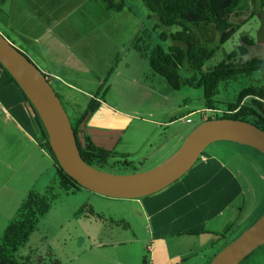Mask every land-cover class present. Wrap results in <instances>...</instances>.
<instances>
[{
	"label": "rangeland",
	"instance_id": "374dc122",
	"mask_svg": "<svg viewBox=\"0 0 264 264\" xmlns=\"http://www.w3.org/2000/svg\"><path fill=\"white\" fill-rule=\"evenodd\" d=\"M124 4L122 11L115 12L107 11L101 0L0 2V34L40 70L43 67L40 66L39 58L41 56L48 58L47 55L54 52L56 55L49 60L58 65L52 64L56 67V73L60 70L59 75L65 80L71 79L70 74L78 78L75 84L79 85L81 92H75V97L79 106L94 95V85L104 82L103 87L107 88L104 100L117 105L118 113L129 120L119 147L128 151L131 156L128 159L134 162L136 171L121 168L105 170L120 175L140 173L157 165L159 159L162 160L158 156V150L163 145H168L171 142L169 140L176 136H187L194 126L200 123V110L203 108L202 90L183 87L173 91L163 78L150 70L147 61L132 50L130 42L133 37L144 26L151 27L156 19L148 17L149 12L136 0H124ZM165 30L174 31L175 28ZM195 33L198 40L212 48L218 47L213 57L205 63L204 69L215 66L228 53L236 50L243 35L251 38L254 43L245 58L264 60L262 11L240 26L222 44L218 43V35L211 30L199 28ZM72 45L78 48L80 59L86 64H83L82 68H76L74 65L73 60L77 56L73 49L69 55L64 52L66 47ZM59 50L63 53L62 58ZM257 80L256 74L239 78L228 87V92L231 97L235 96L236 90ZM50 84L63 98L62 93L65 91L62 88L65 87L55 79H51ZM63 104L68 116L72 117L64 98ZM0 122V207L3 205V208L7 209L8 204L5 206V203L10 202L11 195L15 199L16 194L12 192L22 188L25 176L23 165L20 164L19 168L13 170L16 164L12 158L15 156L20 162L27 147L19 141V135L13 127H7L1 120ZM147 137H150L148 145L144 141ZM238 146L240 145L232 142H215L203 152L218 156L225 148H229L225 150L230 158L229 165L236 168L238 176L245 179L241 180V188L246 189V193L237 196L228 208L232 210L230 218H238L234 227L232 225L227 228L232 227L227 234V237H230L228 243L253 225L264 212L262 205L264 198L261 196L264 176L262 179L259 177L261 174L264 175L262 169L264 159L257 152L244 146H240L239 150L242 148L252 152L255 157L234 154ZM137 151L140 156L156 153L157 156L141 162L138 155L134 154ZM248 183L247 190L245 184ZM87 192L83 190L74 195L64 194L56 188L54 192L56 198L51 203L48 213L40 220L37 230L20 252L23 254L27 248L40 246L41 241L46 240L56 249V254L63 264H121L123 259L131 264L150 262L160 264L165 260L166 255H169L165 248H158L160 253L155 254V257L150 254L152 245L156 244V237L152 239L144 219L135 211L138 206L135 199H112ZM65 207L67 211L85 207L84 214L82 216L77 214L79 219L76 220L72 217L64 222L63 217L60 221L61 215L66 212ZM90 211L102 219L90 216ZM120 218L128 221V225L122 221L126 227L120 223L118 225ZM2 227L3 223L0 221V237ZM206 230L218 235L223 232V224L213 220L207 223ZM208 238L209 243L214 239ZM196 244V240L193 239L182 241L180 247L172 246L173 251L170 253H180L185 255L184 257H189V261L195 260L196 256L200 257V253L196 254L200 249V247L197 249ZM193 245L194 247L190 249ZM206 248L207 253L212 249L210 245ZM179 260L181 258L174 260V264ZM196 262L197 260L193 264Z\"/></svg>",
	"mask_w": 264,
	"mask_h": 264
},
{
	"label": "trees",
	"instance_id": "16d2710c",
	"mask_svg": "<svg viewBox=\"0 0 264 264\" xmlns=\"http://www.w3.org/2000/svg\"><path fill=\"white\" fill-rule=\"evenodd\" d=\"M4 1L6 0H0ZM101 1L107 11L119 12L125 7L124 0ZM136 1L149 12L148 17L152 16L156 21L151 27L144 26L133 37L130 42L132 50L145 59L150 70L163 78L173 91L183 87L202 90L204 110L200 116V123L210 119H231L249 122L264 131V60L245 58L249 48L254 45L252 39L246 35L241 36L236 50L228 53L215 66L204 69L205 63L213 57L218 47L212 48L198 40L195 33L199 28L211 30L218 35V43L222 44L251 17L261 11L264 12V0ZM170 28L175 30H165ZM253 74L257 75L258 80L236 90L235 96L231 97L228 87L239 78L250 77ZM44 75L50 83L53 78L46 73ZM103 83L100 84L98 91L89 97L86 110L81 116L75 118L68 116L80 156L85 163L97 170L121 168L135 172L133 163L127 156L96 147L85 131V121L99 109L104 100L107 88L103 87ZM55 93L65 109L62 96L56 91ZM0 103L49 156L54 169V180L51 185L43 192L29 190L4 228L0 237V264H63L52 245L46 240L41 241L40 246L27 248L23 254L20 251L37 230L40 220L48 213L51 203L56 198L54 195L56 188L64 194L73 195L87 190L59 166L38 115L1 64ZM206 113L210 115L207 116ZM247 149L257 152L250 147ZM84 210L85 207H81L76 215L82 216ZM90 216L102 219L91 211ZM119 223L126 227L122 221L118 222V225Z\"/></svg>",
	"mask_w": 264,
	"mask_h": 264
},
{
	"label": "crops",
	"instance_id": "0c3cea01",
	"mask_svg": "<svg viewBox=\"0 0 264 264\" xmlns=\"http://www.w3.org/2000/svg\"><path fill=\"white\" fill-rule=\"evenodd\" d=\"M72 49L75 56L79 57H74L73 62L75 67L82 68L86 64L82 63L78 48L75 45L66 47L64 52L66 55H69V52ZM59 51L60 58H62L63 53L61 50ZM54 55L56 54L53 52L52 54L47 55L48 58H44L43 56L39 58V62L41 63L40 66L43 67L41 71L48 74V76L50 75L57 83L65 87L62 88L65 91L62 94L72 117L75 118L81 116L86 110L88 101L83 102L82 106H79L78 104V100L75 97V92H81L79 90V85L75 84L78 78L70 74V80L62 79L61 75H59L60 70L56 73V67L52 66V64L55 63L49 60V58ZM55 65L58 66L57 64ZM71 72L73 71L71 70ZM60 74H62V72H60ZM100 84L101 83H98L93 86L95 87V92L98 91ZM70 89L73 91H70ZM203 110L204 108L200 110L201 114ZM0 115V120L3 121L2 124L7 127H13L19 135V141L27 147V151H25L23 155L24 158L20 162L15 158V156L12 158L16 164L13 170L19 168V165L21 164L24 166L25 176L23 179V185L21 186L22 188L12 192L16 194L15 199L14 196L11 195L9 197L10 202L5 203V206L8 204L7 209H4L3 205L0 207V221L3 223L1 231H3L7 223L14 216L16 209L29 190L43 192L51 185L54 180V169L49 156L38 146L35 139L24 130L23 125L16 121V119L11 116L9 111L3 107L2 103H0ZM209 115L210 114H207V116ZM128 122L129 120L126 119L124 115L118 113L117 105L103 100L99 109L90 115L85 121V131L96 147L113 151L118 154H123L127 156L128 159L131 158L128 151L119 147ZM185 138L186 136H176L173 139H170L169 141L171 142L168 145H163L158 150V156H160L162 160L159 159V163L157 165L144 170L143 172L157 168L172 157L180 148ZM149 139L150 137H147V139L145 138L144 140L147 145L150 141ZM240 146L235 148L236 152H233L234 154L238 153L246 157H255L252 152H248L242 148L239 150ZM244 147L246 148V146ZM225 150H229V148H225L218 156L202 153L203 155L198 158L197 162L178 180L155 194L134 200L138 205L135 211L142 219H144V222L149 230V235L153 240L154 237H156V244L154 243L150 249L151 256L155 257V254L158 255V253H160L158 248L160 247L165 248L169 254L166 255L165 260L160 264H174V260L178 258H181V260L177 262L178 264H193L196 260V264H205L225 244L228 243L230 238L227 237L229 229L235 226V222L238 219L230 218L232 210L228 208L237 196L246 193V189L241 188V180L245 181V179L238 176L236 168H232L229 165L230 158ZM1 151L3 150L1 149ZM17 153L18 151L15 152V154ZM134 154L138 155V159L142 160L141 162L149 161L157 156V153L153 155L144 154L140 156L138 151ZM132 163L134 164L133 161ZM262 165V169L264 171V163H262ZM263 176V174L259 175L260 179H262ZM245 177L249 179L247 175H245ZM245 185L248 190L247 186H249V183ZM87 193L91 192L88 191ZM261 196L264 198V189ZM262 205L264 206V203H262ZM64 209L68 213L66 214L65 212L62 214L60 221H62L63 217L64 222L72 217L75 220L79 219L76 215L77 209H69V211H67L66 207ZM227 212L229 213L227 214ZM120 219V221H124L128 225V221L126 219ZM213 220H218L221 224H223L222 233L217 235L206 230L207 223ZM229 226L232 227L227 229ZM196 233H198V235H196ZM208 237H214V239L209 243ZM191 239L196 240L197 244L195 246L197 249L200 247L196 253H200V257L196 256L195 260L189 261L190 258L184 257L185 255L175 252L172 254L170 253L173 251L172 246H176L178 248L182 244V241L185 242ZM187 244L188 243H185V245ZM207 245H210L212 248L209 253L206 252L208 249L206 248ZM188 246H190V244H188ZM192 247H194V245L191 246L190 249H192ZM53 249L56 253V249ZM121 264L131 263L123 259ZM150 264L155 263L150 262ZM240 264H264V245L248 255Z\"/></svg>",
	"mask_w": 264,
	"mask_h": 264
},
{
	"label": "water",
	"instance_id": "95a60500",
	"mask_svg": "<svg viewBox=\"0 0 264 264\" xmlns=\"http://www.w3.org/2000/svg\"><path fill=\"white\" fill-rule=\"evenodd\" d=\"M0 64L38 115L59 166L92 193L112 199H140L155 194L183 176L215 142L247 146L264 156V131L246 121L210 119L196 124L177 152L153 170L127 175L97 170L81 158L68 115L44 73L1 34ZM263 245L264 213L238 237L225 244L208 264H240Z\"/></svg>",
	"mask_w": 264,
	"mask_h": 264
}]
</instances>
